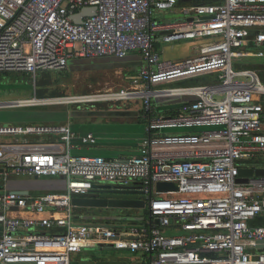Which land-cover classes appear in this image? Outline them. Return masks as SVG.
<instances>
[{
	"label": "built area",
	"instance_id": "obj_1",
	"mask_svg": "<svg viewBox=\"0 0 264 264\" xmlns=\"http://www.w3.org/2000/svg\"><path fill=\"white\" fill-rule=\"evenodd\" d=\"M85 8L93 15L74 24ZM181 42L194 53L175 61L155 46ZM132 52L143 64L126 90L64 104L0 102L2 110L140 100L146 120L138 153L118 158L75 152L96 138L68 124L0 125V137L15 138L0 142V264H72V254L97 248L141 253L138 264H264L255 249L264 242V178L237 183L240 169L264 168V77L242 62L264 58V0H0V74L34 79ZM204 76L212 82L185 84ZM163 99L184 102L155 116ZM35 179L63 191L12 186ZM163 182L177 191L157 192ZM100 185L138 192L146 217L85 224L72 199Z\"/></svg>",
	"mask_w": 264,
	"mask_h": 264
},
{
	"label": "rangeland",
	"instance_id": "obj_2",
	"mask_svg": "<svg viewBox=\"0 0 264 264\" xmlns=\"http://www.w3.org/2000/svg\"><path fill=\"white\" fill-rule=\"evenodd\" d=\"M172 47L171 45H164L163 47ZM178 46V45H175ZM178 49L175 47L173 51H165V59L173 60V54H177ZM243 64L248 69L254 70L259 75L264 77V58L244 59ZM87 64H80L74 71L86 72L89 69ZM64 72V73H63ZM45 72L38 73L33 79L27 75L18 74H0V102L13 101L20 99H30L33 97L47 98V97H60V96H79L82 94H90L103 92L112 89V91L126 90L129 86L121 80L120 77L113 71L96 72L92 73H73V72ZM138 105L139 111L143 110L140 100L132 101H120V102H106L87 105H68L70 109H82V110H100L102 108H120V107H132ZM141 106V108H140ZM34 109H2L0 110V125L3 124H19L16 121L21 119H27L25 112H30ZM39 110V109H36ZM58 109L48 108V112H54ZM47 112V113H48ZM49 123V122H48ZM19 140V138H17ZM8 140H15L10 137H0V142H6ZM46 180L25 181L12 185L14 188L21 189H33L40 193H49L53 191H59L63 188L60 184H50ZM91 197V196H89ZM96 196H93V198ZM88 198V197H86ZM79 213L88 219L84 220V223H94L99 221L102 225H117L127 226L130 224V219H133L136 224L141 223V219L146 217L147 210L144 209H77ZM100 218V219H99ZM119 218V219H116ZM81 219V218H80ZM99 219V220H98ZM81 223V222H79ZM178 231L167 232L166 235H177ZM254 253H259L254 251ZM143 255L136 252L128 251H113L104 250L102 248L84 250L78 254L71 255V262H95L99 264H138Z\"/></svg>",
	"mask_w": 264,
	"mask_h": 264
},
{
	"label": "crops",
	"instance_id": "obj_3",
	"mask_svg": "<svg viewBox=\"0 0 264 264\" xmlns=\"http://www.w3.org/2000/svg\"><path fill=\"white\" fill-rule=\"evenodd\" d=\"M168 18L169 17H167L165 14L162 16V19ZM155 46L158 51L160 50L163 52L162 58L164 60H170L165 59V51H173L175 47H177L178 53L173 54V61L184 59L194 53V44L192 42L176 43L173 44L172 47H163L164 45H162L161 43H156ZM80 64H87L86 67L89 70L86 72L74 71L75 68H78L80 66ZM142 64L143 62L141 56L137 52H132L125 59L122 60H116L113 58L74 60L69 63V66L65 72L94 74L96 72L113 71L120 77L121 80H124V82L129 86V78L137 74ZM210 82H212V76H204L197 79L188 80L185 82V84L188 83L189 85H203ZM53 98L54 97H49L45 99ZM182 102H184L183 99L155 100L153 105L156 109V114L154 115H174L178 113V109ZM54 107H56L58 110L51 113L47 111L48 108L51 109ZM17 109L34 110H31L27 113L25 112L27 116H30V118L28 117L27 119H21L19 121H16V123L19 124L12 125L2 123V125L25 126L68 124L71 130L77 136L92 134L96 138V145L90 148H76L75 152L77 153L93 154L107 158L128 157L136 155L138 153L139 142L141 138L145 136L146 120L144 117L143 110L140 112L138 105H134L132 107L130 106L107 109L102 108L100 110H82L80 108L70 109L67 106H40ZM10 141L13 140H8V142ZM73 143L75 146H78L79 142L75 140ZM53 184L58 183L54 182ZM259 224L264 225V221H260ZM89 263L90 262L84 261V263L82 264Z\"/></svg>",
	"mask_w": 264,
	"mask_h": 264
},
{
	"label": "water",
	"instance_id": "obj_4",
	"mask_svg": "<svg viewBox=\"0 0 264 264\" xmlns=\"http://www.w3.org/2000/svg\"><path fill=\"white\" fill-rule=\"evenodd\" d=\"M93 8H85L79 14L71 17L74 24H82L83 18L92 16ZM64 106V105H57ZM264 178V168L256 169H240L238 173L237 183H242L248 178ZM37 179H35L36 181ZM178 189L175 183H157V192H176ZM91 196L88 198H73L72 206L76 209H144L145 205L141 200L138 192L131 190L118 189L110 185L95 186L90 192ZM158 220L156 224H158ZM104 250H113L112 248H102ZM255 249L259 252H264V242H258Z\"/></svg>",
	"mask_w": 264,
	"mask_h": 264
},
{
	"label": "bare ground",
	"instance_id": "obj_5",
	"mask_svg": "<svg viewBox=\"0 0 264 264\" xmlns=\"http://www.w3.org/2000/svg\"><path fill=\"white\" fill-rule=\"evenodd\" d=\"M73 99H79V98L66 97V98H53V99H41V100L36 99V100L29 102V104L31 105H42V104L49 105V104H55V103L64 104L65 102L72 101Z\"/></svg>",
	"mask_w": 264,
	"mask_h": 264
},
{
	"label": "trees",
	"instance_id": "obj_6",
	"mask_svg": "<svg viewBox=\"0 0 264 264\" xmlns=\"http://www.w3.org/2000/svg\"><path fill=\"white\" fill-rule=\"evenodd\" d=\"M64 73V72H63ZM25 75V74H24ZM47 98H49V97H47ZM35 99H38V100H40V99H45V98H35ZM175 115V114H174ZM47 183H50V184H53L54 182H47ZM26 190V189H25ZM27 190H29V189H27ZM32 191H34L33 189H31ZM61 191H63L62 189H61ZM146 215H147V213H146ZM130 224L129 225H127V226H125V227H128V226H131V225H134V224H136V222L133 220V219H130ZM101 226H103L102 224H100ZM106 226H117V225H114V224H111V225H106Z\"/></svg>",
	"mask_w": 264,
	"mask_h": 264
},
{
	"label": "flooded vegetation",
	"instance_id": "obj_7",
	"mask_svg": "<svg viewBox=\"0 0 264 264\" xmlns=\"http://www.w3.org/2000/svg\"><path fill=\"white\" fill-rule=\"evenodd\" d=\"M91 197H93V196H91ZM89 210V209H88Z\"/></svg>",
	"mask_w": 264,
	"mask_h": 264
}]
</instances>
